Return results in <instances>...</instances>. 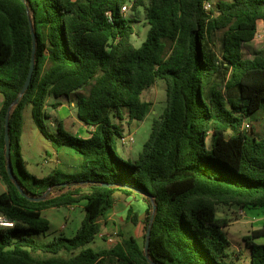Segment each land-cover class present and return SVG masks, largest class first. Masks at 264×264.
Wrapping results in <instances>:
<instances>
[{
    "label": "trees",
    "instance_id": "16d2710c",
    "mask_svg": "<svg viewBox=\"0 0 264 264\" xmlns=\"http://www.w3.org/2000/svg\"><path fill=\"white\" fill-rule=\"evenodd\" d=\"M205 1L0 0V214L14 222L0 228V264H229L232 218L219 208L264 210V124L259 134L242 129L260 113L264 120V56L243 54L264 24V0H218L209 10ZM130 4L145 5L149 31L139 47L131 39L136 20L123 12ZM31 26L34 73L20 97L32 64ZM159 80L168 106L138 159L125 161L116 135H124L123 122L147 117L152 104L142 95ZM73 95L91 128L86 138L46 112L50 97L58 108ZM18 98L9 119L17 184L7 172L5 129ZM28 106L56 153L67 147L81 156L77 172L28 171L21 144ZM117 194L145 203L142 217L132 208L127 214L144 225L143 241L128 236L95 250L89 245ZM81 203L85 217L73 237L36 238L51 230L46 210ZM245 239L251 264H264V224Z\"/></svg>",
    "mask_w": 264,
    "mask_h": 264
},
{
    "label": "rangeland",
    "instance_id": "374dc122",
    "mask_svg": "<svg viewBox=\"0 0 264 264\" xmlns=\"http://www.w3.org/2000/svg\"><path fill=\"white\" fill-rule=\"evenodd\" d=\"M212 6L218 0H208ZM143 4H148L149 0H142ZM126 17L136 20L134 23L135 34L132 36V42L136 46H140L147 38L149 25L146 20L145 5L140 6L137 10H133L130 6L125 13ZM258 35L249 43L244 44L243 54L246 59H254L258 55L264 56V24L260 23L258 28ZM72 101L76 102V96L73 95ZM2 100V96H0ZM142 99L150 102V113L143 121L133 122L128 124L122 123L123 134L134 136V142L128 146L123 145L121 137L116 135L115 150L117 154L125 161L135 162L139 154L143 151L145 143L151 135V124L155 119H159L168 106L167 86L165 81L159 80L156 85L146 90ZM62 104L67 106L68 115L66 116V128L74 135L85 134V129L81 130L79 118L77 116V107L72 106L71 102L62 100ZM54 101L49 99L47 101L46 112L53 118H60L63 115L62 105L54 108L52 104ZM64 121V120H63ZM76 122V123H75ZM250 123L251 127L247 128L244 123ZM263 114H258L252 118L244 120L242 129L251 134L255 131L256 134L261 133L263 129ZM48 126L51 132H55V126L52 122L48 121ZM24 158L26 167L31 174L37 177H45L55 168L58 169L57 162L60 158L63 161L64 155L56 153L53 145L45 138L41 131L36 126L32 117V107L28 106L24 111ZM210 144V136L208 138ZM4 182L0 177V192L4 187ZM2 186V187H1ZM115 206L110 210L102 220L101 232L95 237V240L89 245L95 250L109 248L123 237L134 236L141 242L143 241V228L142 222L135 224L127 220L128 211L132 208L135 213L140 217L143 216L146 205L139 197H127L121 194L116 195ZM219 210L223 215L227 214L232 218V222L226 232L231 242V247L228 250L227 262L229 264H251V250L245 239L253 230H256L264 224V210L261 209H240L238 207H220ZM44 216L51 222V230L47 235H40L36 238L49 242L56 236L64 235L68 238L73 237L77 230L80 228L82 221L85 217L84 203L75 205L74 207L51 208L44 212ZM113 242H110V240ZM264 242V239L258 240ZM66 256V253H62Z\"/></svg>",
    "mask_w": 264,
    "mask_h": 264
},
{
    "label": "water",
    "instance_id": "95a60500",
    "mask_svg": "<svg viewBox=\"0 0 264 264\" xmlns=\"http://www.w3.org/2000/svg\"><path fill=\"white\" fill-rule=\"evenodd\" d=\"M31 30H32V37H33V56H32V64H31V68H30V72H29V75L27 77V80L21 90V93H20V97H22L26 91L28 90V88L30 87V84L32 82V78H33V73H34V65H35V52H36V37H35V34H34V31H33V28L31 26ZM19 99L18 98L17 100H15L11 106L9 107L8 109V112H7V116H6V129H5V143H6V157L8 159V165H7V172L9 174V177L11 180H13L14 182H18L17 181V177L15 176L14 174V170H13V166H12V162H11V141H10V133H9V119H10V114H11V111H12V108L18 104L19 102ZM18 184V183H17ZM105 186H112L111 184H104ZM19 186V185H18ZM122 187H125V186H122ZM52 190V188H49V190H47V192L41 197V198H37V199H34V200H43L45 199L46 195ZM138 192L152 198L149 194L145 193V192H142L140 190H138ZM22 194L25 196V197H28L26 195V193L24 191H22ZM29 198V197H28ZM221 216H223L222 213H219ZM150 237H151V228H149L148 232H147V238H146V252H148V248H149V245H150Z\"/></svg>",
    "mask_w": 264,
    "mask_h": 264
},
{
    "label": "crops",
    "instance_id": "0c3cea01",
    "mask_svg": "<svg viewBox=\"0 0 264 264\" xmlns=\"http://www.w3.org/2000/svg\"><path fill=\"white\" fill-rule=\"evenodd\" d=\"M49 99H52L54 101V99L52 97H50ZM71 105L72 106H76V102L71 100ZM61 107H62V110H63V115H61L60 118H61V120H64V124H66V122H65L66 121V116L69 114L68 113V108L64 104H62ZM77 123H80L81 130L85 129V132H86L85 134H81V135L77 134V136L83 137V138L88 137L89 136V131L91 130V128L88 127L87 125H85L80 120ZM23 135H24V127H23V133H22V138H21V144H22V153H23V156H25L24 155V151H25L24 150V144H23V140H22L23 139ZM62 149L63 150H62V152L59 153V155H64V157H62L63 161L60 158H58L59 159V161L57 162V164L59 165L58 169H61L64 172H67V173H75V172H77L78 167H79V165H80V163L82 161L81 156L79 154H76L70 148L64 147ZM5 190H6V186L4 185V187H2V191L1 192L5 191Z\"/></svg>",
    "mask_w": 264,
    "mask_h": 264
},
{
    "label": "built area",
    "instance_id": "2783aa9c",
    "mask_svg": "<svg viewBox=\"0 0 264 264\" xmlns=\"http://www.w3.org/2000/svg\"><path fill=\"white\" fill-rule=\"evenodd\" d=\"M128 7L129 6H126L123 9V12L124 13L127 12ZM205 8L207 10H209V9L212 8V4L208 0L205 1ZM258 33H257V35H258ZM244 125L247 128H250L251 127V124L250 123H247V122H245ZM121 142H122L123 145H126V146L132 144L134 142V136H133V134L130 133L129 135H123L121 137ZM0 177H1V175H0ZM13 226H14V222L13 221L6 219L3 215L0 214V228H10V227H13ZM110 242H113V240L111 239Z\"/></svg>",
    "mask_w": 264,
    "mask_h": 264
}]
</instances>
